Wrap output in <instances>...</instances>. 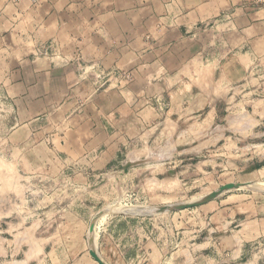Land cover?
<instances>
[{"label":"crops","instance_id":"1","mask_svg":"<svg viewBox=\"0 0 264 264\" xmlns=\"http://www.w3.org/2000/svg\"><path fill=\"white\" fill-rule=\"evenodd\" d=\"M56 44L58 56L38 55ZM263 62L264 0H0V89L31 103V112L20 110V128L42 119L33 108L61 104L53 143L68 164L96 152L90 163L102 169L142 127L149 142L157 135L159 147L177 154L200 158L222 148L236 137L229 132L240 133V113L222 114L220 102L232 85H264L254 71ZM100 68L125 70L131 80L125 89L115 88L118 79L99 89ZM249 95L258 122L264 95ZM154 100L164 103L136 116V101Z\"/></svg>","mask_w":264,"mask_h":264},{"label":"rangeland","instance_id":"2","mask_svg":"<svg viewBox=\"0 0 264 264\" xmlns=\"http://www.w3.org/2000/svg\"><path fill=\"white\" fill-rule=\"evenodd\" d=\"M30 1L35 5L40 0ZM57 48L44 46L38 55L58 56ZM76 58L81 59L79 54ZM254 71L264 79V62ZM94 75L99 89L109 87L112 79H118L115 88L125 89L124 81L131 80L122 69L100 68ZM252 84L232 85L229 99L220 102L222 114L233 109L240 113V133L229 132L236 137L222 148L215 146L200 158L177 154L166 145L159 147L157 135L149 142L152 134L142 127L140 135L118 142L119 150L102 169L90 163L96 152L85 154L86 162L68 164L64 152L54 148V128L64 116H58L61 104L33 108L42 119L20 128L26 124L21 108L26 114L32 105L16 103L3 85L0 264H20L17 259L22 264H99L90 246L110 264H264V188L253 186L264 184V117L256 122L249 115L254 108L249 93L260 89L264 95V85ZM162 103L136 101V116L146 104ZM163 156L170 158L158 163ZM229 182L250 184L196 207L160 210L162 205L198 200ZM99 212L104 214L91 232ZM91 233L95 245L89 243Z\"/></svg>","mask_w":264,"mask_h":264},{"label":"water","instance_id":"3","mask_svg":"<svg viewBox=\"0 0 264 264\" xmlns=\"http://www.w3.org/2000/svg\"><path fill=\"white\" fill-rule=\"evenodd\" d=\"M242 183H235V182H229L226 183L224 185H222L221 187H219L217 190H214L212 192H210L209 194H207L205 196L204 199L202 200H195V201H191V202H185V203H179L174 207H171L169 205H162L160 210L161 211H166V210H174V209H185V208H192V207H196L199 206L201 204H204L205 202L214 199L215 197H217L218 195H220L221 193H223L224 191L230 190V189H234L237 188L241 185ZM95 228L94 223L91 222L90 224V231H93ZM91 256L99 262V264H107L102 258L101 256L98 254V251L96 248H93L92 246H90V250H89Z\"/></svg>","mask_w":264,"mask_h":264},{"label":"bare ground","instance_id":"4","mask_svg":"<svg viewBox=\"0 0 264 264\" xmlns=\"http://www.w3.org/2000/svg\"><path fill=\"white\" fill-rule=\"evenodd\" d=\"M246 184H250V182H248V183H242L239 187H237V188H240V187H245L244 185H246ZM253 186H256V187H260V188H264V184H260V185H253ZM242 187V188H243ZM205 196L206 195H204L203 197H201V198H199L198 200H202V199H204L205 198ZM195 201V200H194ZM191 202V201H190ZM169 206H171V207H174V206H176L177 204H168ZM161 208V207H160ZM121 209H123V208H121ZM169 210V209H168ZM167 210V211H168ZM103 212H99V213H97L95 216H94V218H93V220H92V222L94 223V226H95V223H96V218L99 216V215H101ZM104 214V213H103ZM100 217V216H99ZM104 218L105 217H102V218H100L99 219V221H98V223H97V225H96V233L98 234V229H99V226H100V224H101V222L104 220ZM90 230V229H89ZM94 231V230H93ZM93 231H91V232H93ZM89 243L91 244V245H95V239H94V234L93 233H91V235H90V239H89ZM89 250H90V248H89ZM99 254V253H98ZM91 255V254H90ZM102 258V257H101ZM103 259V258H102ZM104 260V259H103ZM98 262V261H97ZM99 263V262H98Z\"/></svg>","mask_w":264,"mask_h":264},{"label":"built area","instance_id":"5","mask_svg":"<svg viewBox=\"0 0 264 264\" xmlns=\"http://www.w3.org/2000/svg\"><path fill=\"white\" fill-rule=\"evenodd\" d=\"M259 1H262V0H259Z\"/></svg>","mask_w":264,"mask_h":264}]
</instances>
